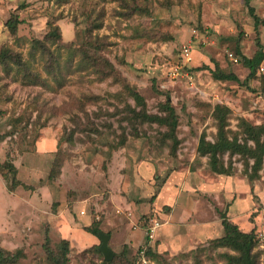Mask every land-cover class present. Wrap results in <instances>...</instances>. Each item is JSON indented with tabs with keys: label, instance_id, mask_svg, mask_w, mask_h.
Listing matches in <instances>:
<instances>
[{
	"label": "rangeland",
	"instance_id": "1",
	"mask_svg": "<svg viewBox=\"0 0 264 264\" xmlns=\"http://www.w3.org/2000/svg\"><path fill=\"white\" fill-rule=\"evenodd\" d=\"M10 17L19 20L15 36ZM51 20L60 30L55 43L45 40ZM34 40L44 42V57L31 50ZM182 46L190 47L189 62ZM6 50L25 64L0 59V165L15 169L0 173L4 264H54L49 254L59 256L63 240L68 264H101L100 239L84 231L93 220L114 254L125 252L115 264H132L146 245L151 264H226L224 255L235 252L211 240L222 236L220 215L228 211L241 231L256 228L264 264V158L251 181L252 160L224 153L229 173L218 176L197 151L201 136L215 140V106L228 110L226 129L240 142L242 120L264 124V0H0ZM85 52L109 62L113 77L86 69ZM242 57H262L254 77ZM126 83L148 114L165 118L164 104L173 107L174 153L165 126L144 124L132 136ZM182 205L190 207L187 219ZM147 214L161 223L150 241ZM171 215L179 221L173 229L163 226ZM200 217L212 223L197 239L190 226Z\"/></svg>",
	"mask_w": 264,
	"mask_h": 264
},
{
	"label": "trees",
	"instance_id": "2",
	"mask_svg": "<svg viewBox=\"0 0 264 264\" xmlns=\"http://www.w3.org/2000/svg\"><path fill=\"white\" fill-rule=\"evenodd\" d=\"M137 6H135L136 9ZM254 19H258L253 13ZM56 20H51L47 23L49 26V31L46 34L45 40L51 41L55 43L60 40V30L59 26L56 24ZM19 24V20L17 18L10 17L6 22L7 30L9 31L11 36H15L17 25ZM71 49V46L69 47ZM31 50L39 51L40 56L44 57L47 51L45 44L43 41L34 40L32 42ZM76 49L72 50L73 55L76 53ZM33 52V51H32ZM35 57V53L31 55V58ZM0 59L3 60V64L5 66L9 64H16L18 66L24 65L25 62H21L20 56L18 54H8L6 51L0 52ZM12 59V60H11ZM262 57H254V58H246L242 57L243 66L249 71V78L254 77L256 73V69L260 63ZM84 63L86 64V69L92 70L94 74H97L99 79L103 80L109 77H113V68L109 62L106 60H99L94 56H89L87 52L84 53ZM101 63V64H100ZM213 77L217 80L220 79H230L234 81H238L235 76H224L222 74H213ZM31 79L36 80L37 76L33 75ZM124 90L127 95L133 99L134 106L132 107L130 104H127V113L131 114L132 117V136L135 138L139 137L140 127L144 124H157L159 126L167 127V139L171 140V152L174 153L176 149V135L175 131L178 125V118L173 107L169 102L164 104L163 108L167 112L166 117H160L157 115H150L145 111V102L141 95H139L129 84H124ZM119 96V95H118ZM80 104V101H79ZM227 113L228 110L224 111V108L221 106H215L214 108V118L217 120V133L215 136V140L213 142L205 140L204 136H201L198 141L197 151L200 155L208 157V165L209 169L218 175H223L229 173V170L225 168L223 163H221L219 157L224 153L228 154H239L246 160H252V164L246 162L247 166H250V172L247 174L248 180L254 181L258 179L259 172L263 166V158H264V124L262 125H251L245 120L241 121L239 128L241 130V141L238 139V135L230 136L229 130L227 127ZM78 119V117H76ZM126 139L122 138L120 142L111 145L113 150H116L119 146L124 145ZM248 142H252V145H249ZM0 173L6 178L7 174H15V169L12 166L5 168L0 165ZM52 175L50 174L49 177ZM15 181L14 179H12ZM146 225H150V221L154 219L153 216L146 215ZM221 226H222V236L216 239L211 240L213 245L223 248H229L234 251L235 254H225L224 257L226 259V264H260L257 259V254L255 253V248L259 245V239L257 237L256 228L253 227L249 232H243L238 227L236 223L230 221L226 215L221 214ZM148 227V226H147ZM85 232L92 234L93 236L99 238L100 228L99 221L93 220V223L89 227L84 228ZM109 241V234H106ZM100 239V238H99ZM148 240V238H146ZM109 244V243H108ZM95 246H93L94 248ZM99 246L95 247L98 249ZM143 248L141 246L138 248L132 264H137L139 260V251ZM68 242L63 240L61 242L60 254L55 255L50 252V258L54 262V264H68ZM49 251V249H46ZM114 253V252H113ZM125 252L122 251L119 254H114L112 261L106 262L102 259L101 264H115L116 259L121 260L125 257ZM150 253L151 248L146 245L145 257L150 262ZM0 264H4V255L0 253Z\"/></svg>",
	"mask_w": 264,
	"mask_h": 264
},
{
	"label": "crops",
	"instance_id": "3",
	"mask_svg": "<svg viewBox=\"0 0 264 264\" xmlns=\"http://www.w3.org/2000/svg\"><path fill=\"white\" fill-rule=\"evenodd\" d=\"M218 176H221V175H218ZM170 186V183L168 184V187ZM170 188H171V186H170ZM204 189V188H203ZM173 189H171L169 192L171 193L172 192V194H173V197H175L176 196V198H177V195L175 194V192H174V190L172 191ZM217 192V191H216ZM180 198H181V194L179 193V195H178ZM176 199H174V204L176 203ZM181 201V200H180ZM233 203V202H232ZM181 205V204H180ZM186 210L185 211H183V213H184V217H183V219H187L186 217H187V215H188V213H189V210H190V207H188V206H184V205H182ZM227 216L229 217V220L231 221V220H233V217H232V214L230 213V211H228V213H227ZM170 219H168L167 221H165V223H164V225L163 226H167V224H168V226H170L171 228L170 229H173V227H177V225L176 224H178L179 223V221H176V220H174V221H172V215L169 217ZM181 218V217H180ZM179 219V218H178ZM182 219V218H181ZM220 221V220H219ZM234 221V220H233ZM174 223H176V224H174ZM211 223H212V221H209L208 219H206V218H203V217H200V220H199V222H196V223H194V224H191V231H190V233L192 232V233H196V232H198V233H196L195 235V237H197V239H200V238H202V237H206L207 236V233H208V231L209 230H211ZM221 224V223H220ZM237 224V223H236ZM161 227V226H160ZM168 233H167V238L169 237V238H171L172 237V235H173V230L171 231V230H169V231H167ZM134 233L133 232H131V235H133ZM195 237H191V240L192 241H195L196 240V238ZM170 241H171V239H170ZM172 248H173V250H176V248H178V246L177 245H173L172 246Z\"/></svg>",
	"mask_w": 264,
	"mask_h": 264
},
{
	"label": "built area",
	"instance_id": "4",
	"mask_svg": "<svg viewBox=\"0 0 264 264\" xmlns=\"http://www.w3.org/2000/svg\"><path fill=\"white\" fill-rule=\"evenodd\" d=\"M181 51H182V55L185 61L189 62L191 60L190 47L182 46ZM229 56L232 57L231 54ZM160 226H161V223L157 221L156 219H152L150 221V225L146 228V231H145L146 238H148L149 241L155 238L156 232L158 231ZM145 252H146V246H144L139 251V260L137 261V264H151V262L148 259H146Z\"/></svg>",
	"mask_w": 264,
	"mask_h": 264
},
{
	"label": "water",
	"instance_id": "5",
	"mask_svg": "<svg viewBox=\"0 0 264 264\" xmlns=\"http://www.w3.org/2000/svg\"><path fill=\"white\" fill-rule=\"evenodd\" d=\"M99 238H100L101 242H100V245L98 247V251L102 254L103 259L106 262L112 261V259L114 257V253L108 244V237L106 236V234L100 232Z\"/></svg>",
	"mask_w": 264,
	"mask_h": 264
}]
</instances>
